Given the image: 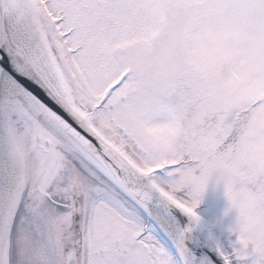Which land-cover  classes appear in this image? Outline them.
<instances>
[{
  "label": "snow or ice",
  "instance_id": "1",
  "mask_svg": "<svg viewBox=\"0 0 264 264\" xmlns=\"http://www.w3.org/2000/svg\"><path fill=\"white\" fill-rule=\"evenodd\" d=\"M164 3L0 0V230L23 195L13 151L23 126L50 155L46 199L80 233L67 264H215L189 247L212 183L225 215L238 214L216 256L264 264V159L244 163L264 139V60L231 56L212 15L200 20L207 39L192 25L166 35ZM226 9L264 26V0ZM178 49L194 73L230 68L212 89L180 75L160 83L155 69Z\"/></svg>",
  "mask_w": 264,
  "mask_h": 264
},
{
  "label": "rangeland",
  "instance_id": "2",
  "mask_svg": "<svg viewBox=\"0 0 264 264\" xmlns=\"http://www.w3.org/2000/svg\"><path fill=\"white\" fill-rule=\"evenodd\" d=\"M226 2L227 0H165L161 9L164 33H180L185 26L192 25L194 31L207 39L214 33L205 34L200 20L206 15H212L221 19L228 29L226 47L231 56L241 61L264 60V26L250 17H239L227 11ZM229 68L230 65L225 64L219 68L209 67L204 72L194 73L189 69L183 51L178 49L174 59L167 66H158L155 73L160 83L170 76L180 75L199 87L212 89L218 86ZM26 131L30 130L23 126L20 128L13 146L24 196L21 197L15 223L3 229L0 264H67V257L76 247L75 241L79 239L80 233L76 223L73 221L70 225L64 214L46 199V177L51 183V177L47 176L50 155L45 150H35L36 155L28 163L31 158L28 150L32 151L30 144L33 138L31 131L25 134ZM261 159H264V139L253 144L249 160L244 163ZM26 167L25 189L22 178ZM63 167L73 173L76 171L72 160H64ZM35 188L41 191L38 193ZM34 191V197L29 200ZM228 207L223 187L210 184L198 209L202 217L203 232L210 243L215 241L216 244L227 246L230 241L235 240L229 229L235 225L238 214L232 211L226 216Z\"/></svg>",
  "mask_w": 264,
  "mask_h": 264
},
{
  "label": "water",
  "instance_id": "3",
  "mask_svg": "<svg viewBox=\"0 0 264 264\" xmlns=\"http://www.w3.org/2000/svg\"><path fill=\"white\" fill-rule=\"evenodd\" d=\"M37 133L34 134L33 137V146L35 150H40L43 151L44 149L41 146H38V141L36 139ZM180 223L182 227L188 226L190 224V220L187 216H181L180 217ZM202 224L200 223L199 226L196 228L194 232V238H195V243L189 244V247L192 248V250L195 252L197 256H203V255H208L211 257L215 258V264H222V261H220L219 257L216 256V253L214 251V247L216 245V242L210 243L208 240L207 236L203 232ZM200 234L204 235V239L206 240H201L200 239ZM213 239V238H212Z\"/></svg>",
  "mask_w": 264,
  "mask_h": 264
},
{
  "label": "flooded vegetation",
  "instance_id": "4",
  "mask_svg": "<svg viewBox=\"0 0 264 264\" xmlns=\"http://www.w3.org/2000/svg\"><path fill=\"white\" fill-rule=\"evenodd\" d=\"M30 148L32 149V151H29V150H28V152L31 154V155H30L31 158L29 159V162H28V163H30V162L33 160V157L36 155V154H35V148H34V147H33V148L30 147ZM28 149H29V148H28ZM37 151L39 152L40 150H37ZM33 153H34V154H33ZM27 167H28V166H27ZM27 167H26V169H25L24 172H23V178H22V184L25 186V189L27 188V187H26V185H27L26 171H27V169H28ZM35 191L39 193L41 190L35 188ZM35 191L32 192V194H30V197H29L30 199H29V200H32V198L34 197L33 195H34ZM23 196H24V195H23ZM23 196H22V197H23ZM21 199H22V198H21Z\"/></svg>",
  "mask_w": 264,
  "mask_h": 264
},
{
  "label": "bare ground",
  "instance_id": "5",
  "mask_svg": "<svg viewBox=\"0 0 264 264\" xmlns=\"http://www.w3.org/2000/svg\"><path fill=\"white\" fill-rule=\"evenodd\" d=\"M14 155H15V154H14ZM15 164H16V167H17V160H16V157H15ZM2 232H3V229L0 230V240H1V238H2V236H1V235H2ZM204 238H205L204 235H201V234H200V239L204 241V240H206V239H204Z\"/></svg>",
  "mask_w": 264,
  "mask_h": 264
},
{
  "label": "trees",
  "instance_id": "6",
  "mask_svg": "<svg viewBox=\"0 0 264 264\" xmlns=\"http://www.w3.org/2000/svg\"><path fill=\"white\" fill-rule=\"evenodd\" d=\"M25 129H26V128H25ZM28 129L31 131V138H33L34 136H32V135L35 134V132H34L32 129H30V128H28ZM30 131H29V132H30ZM29 132L26 131L25 134H26V133H29ZM28 135H29V134H28ZM32 146H33V140H32V142H31V144H30V147H32Z\"/></svg>",
  "mask_w": 264,
  "mask_h": 264
}]
</instances>
